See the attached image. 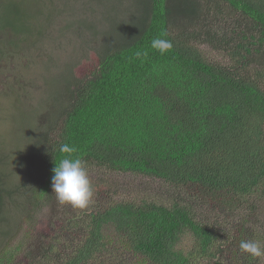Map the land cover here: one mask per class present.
Instances as JSON below:
<instances>
[{
  "label": "trees",
  "instance_id": "obj_1",
  "mask_svg": "<svg viewBox=\"0 0 264 264\" xmlns=\"http://www.w3.org/2000/svg\"><path fill=\"white\" fill-rule=\"evenodd\" d=\"M26 1L0 0V71L16 69L18 85L33 67L57 60L38 65L37 45L28 47L29 38L44 40L34 21L43 20L44 29L54 15L51 8L28 14ZM123 1L130 22L118 40L99 38L97 65L87 76L75 74L74 61L72 80L49 95L51 77L35 75L42 85H28L37 94L30 116L12 89L3 94L18 110L8 141L0 134V224L10 213L21 219L31 207L43 210L50 202L53 211L63 209L51 191L55 163L66 155L59 151L63 143L77 149L72 158L86 168L158 180L182 200L75 208L81 216L33 237L29 250L0 242V264H95L102 253L104 264H117L118 258L120 264H196L223 253L219 242L231 236L211 225L210 216L221 222L220 215H231L234 206L249 208L246 222L262 215L264 0ZM211 14L223 18L225 31L210 23ZM158 37L173 44L163 55L151 48ZM201 45L218 53L217 59ZM137 51L147 55L138 58ZM27 125L35 131L24 137L20 132ZM197 203L209 212L198 214ZM8 231L0 228L1 240L13 237ZM190 236L192 247L184 249ZM239 241L259 238L246 228ZM259 243L264 247V240ZM246 256L255 258L244 253L242 262L250 263Z\"/></svg>",
  "mask_w": 264,
  "mask_h": 264
},
{
  "label": "rangeland",
  "instance_id": "obj_2",
  "mask_svg": "<svg viewBox=\"0 0 264 264\" xmlns=\"http://www.w3.org/2000/svg\"><path fill=\"white\" fill-rule=\"evenodd\" d=\"M55 1L56 3L50 2V5L52 4L53 7H49L46 0H27L24 9L30 14L32 12L48 13L47 9L51 8L54 18L50 23L44 24V29L43 24L40 25L43 20L38 21L36 19L34 21V24L38 23L39 26L36 28V32L41 33L43 31L42 38L44 40L40 37L29 38L27 45L29 48L35 44L37 45L33 51L36 49L34 52L42 57L41 60H36L38 65L50 57L57 58L59 61L52 60L48 64L43 63L39 69L33 67L30 74L24 73L23 78L26 77V81L20 85L16 84L15 81L16 73L14 71L16 69L14 71L11 68L9 71L6 69L0 71V134L6 135L7 141L10 138L9 134L12 132L11 117L18 110L16 106H12V103L7 100L9 98L3 96L9 88L19 97L22 106L26 109L24 113L30 116L31 109L36 108L34 105H36L37 94H34L36 89L29 88L28 85L30 83H35L38 87L42 85L41 81L34 80L35 75L44 74L45 76H50L51 78L47 81L49 84V95L57 93V88H61L66 80H72L71 71L75 68V65H73L74 61L79 62L75 74L80 78L87 76L97 65L95 54L100 46L99 38H102L101 41L105 38L110 42L118 40L130 22V19L124 16L126 14L127 1L98 0V3L95 0ZM208 19L210 23H216L215 28L217 29L221 28L225 31V28L228 26L223 18L212 16V14L211 16L208 15ZM91 27L94 29H91ZM228 34L231 33L229 32ZM200 47L206 53V56L217 59L218 53L212 52L206 45H201ZM33 62L32 60L31 63ZM20 63L21 65L27 64L24 60ZM1 65H3L2 59H0ZM64 65H67L66 68H64ZM21 89H26L30 94H16L15 91ZM23 94H25L24 97L21 96ZM30 131L35 130L33 127L30 128L27 125L25 131L22 130L20 133L26 137L25 135L31 134ZM20 133L19 131L15 132L17 135H21ZM87 171L94 188V195L91 203L83 209L89 208L90 210H95L110 203L123 200L149 199L152 201L164 200L165 202L176 199L182 200L178 191L173 190L158 180H150L131 174L112 173L93 167L87 168ZM51 191L56 197L53 188ZM183 195L182 198L189 196ZM53 202L63 209L53 211L54 204L50 202L43 210H38L40 207H31L29 213H25V216L21 219L10 213L9 219L5 218L0 224V228L2 227L5 231L9 230L8 232L13 237H2L4 240L0 239V242L4 243L7 248H14L19 245L29 250L31 245L34 244L33 237L40 234L47 235L54 233V230H58L62 226H69L74 216L82 215V211H77L78 208L74 210L75 208L71 205L63 204L64 207L60 205L57 197ZM253 203L257 204L256 202ZM195 209L198 214L209 212L207 207L198 203L195 204ZM233 209L231 215L224 212L220 215L221 222H218L214 215L206 219L211 225L228 230L231 236L222 237L219 242L218 246H221V250L224 251L223 253L220 250L219 255L202 258V262L199 261L196 264H264V256L255 257L253 260H250L246 256L245 258L250 263L242 262L241 256L246 252L240 248L241 241H239L240 236L245 233V229L247 228L253 236L259 238V242H263L264 204L260 207L262 215L250 222H246L250 213L249 208L246 206H234ZM18 222L21 223L17 224ZM74 230H71L68 235ZM191 241V236L183 240V248L190 250L192 247ZM107 248L109 249L110 247L108 246ZM24 253L25 251H21L19 254L23 256ZM104 256L105 253L98 256L99 259L95 264H104ZM117 264H120V258H118ZM142 264L147 263L143 261Z\"/></svg>",
  "mask_w": 264,
  "mask_h": 264
},
{
  "label": "clouds",
  "instance_id": "obj_3",
  "mask_svg": "<svg viewBox=\"0 0 264 264\" xmlns=\"http://www.w3.org/2000/svg\"><path fill=\"white\" fill-rule=\"evenodd\" d=\"M151 48L159 51L161 55L173 48L172 41L165 38H154ZM146 56L147 53L137 51L136 56ZM61 153L66 154L53 168L52 188L61 204L71 205L74 208L87 207L94 195V188L89 178L85 163L79 158H72L77 151L74 146L63 143L59 147ZM240 248L252 257L264 256V247L257 241H241Z\"/></svg>",
  "mask_w": 264,
  "mask_h": 264
}]
</instances>
